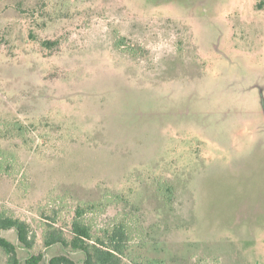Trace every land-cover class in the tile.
<instances>
[{
  "label": "rangeland",
  "instance_id": "rangeland-1",
  "mask_svg": "<svg viewBox=\"0 0 264 264\" xmlns=\"http://www.w3.org/2000/svg\"><path fill=\"white\" fill-rule=\"evenodd\" d=\"M118 38L147 59L116 49ZM16 122L31 142L0 139L13 159L0 209L31 222L38 244L40 208L64 223L77 206L123 193L150 234L144 256L264 264L256 0H0V135ZM165 182L178 198L171 207L158 193ZM115 214L92 222L104 228ZM2 236L18 244L15 232ZM28 254L19 250L22 261Z\"/></svg>",
  "mask_w": 264,
  "mask_h": 264
},
{
  "label": "trees",
  "instance_id": "trees-1",
  "mask_svg": "<svg viewBox=\"0 0 264 264\" xmlns=\"http://www.w3.org/2000/svg\"><path fill=\"white\" fill-rule=\"evenodd\" d=\"M256 9L264 10V0H256ZM127 44L126 38H118L115 48L122 50V53L132 58L147 59L148 51L142 48L133 47ZM57 42L43 41L45 49H52ZM30 130L21 123H14V132L1 134L0 139L17 138L22 144H29L27 135ZM0 150V160L8 162L4 172L0 176L11 178V159ZM16 159H14V180L17 189L24 193L28 192L27 185L18 183L19 170L15 171ZM22 175V174H21ZM158 193L168 206H173L176 198L175 187L170 183H159ZM114 208L116 216L105 220L104 228H98L93 224L92 219L106 215L108 210ZM37 215L46 220V226L42 228V239L40 244L36 241L35 231L31 222L14 216L6 209H0V249L5 255L4 264H164L162 260L146 257L142 250L150 240L148 230L144 228V221L138 209L131 204L128 194L107 195L101 204L87 203L77 206L71 220L60 223L56 215L50 217L44 214L40 208ZM92 217V218H89ZM15 232L18 244L11 242L3 233ZM59 247L61 251L54 256L49 255V250ZM28 251V258L25 261L19 257V250Z\"/></svg>",
  "mask_w": 264,
  "mask_h": 264
},
{
  "label": "crops",
  "instance_id": "crops-1",
  "mask_svg": "<svg viewBox=\"0 0 264 264\" xmlns=\"http://www.w3.org/2000/svg\"><path fill=\"white\" fill-rule=\"evenodd\" d=\"M61 251V249L59 247H54V248H51L49 250V252L51 253L52 256L56 255L57 253H59Z\"/></svg>",
  "mask_w": 264,
  "mask_h": 264
}]
</instances>
